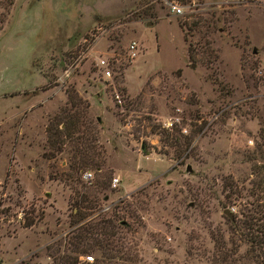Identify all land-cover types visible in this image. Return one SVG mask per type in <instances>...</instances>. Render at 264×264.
Returning a JSON list of instances; mask_svg holds the SVG:
<instances>
[{"label": "rangeland", "instance_id": "374dc122", "mask_svg": "<svg viewBox=\"0 0 264 264\" xmlns=\"http://www.w3.org/2000/svg\"><path fill=\"white\" fill-rule=\"evenodd\" d=\"M175 1L180 15L162 0L119 10L103 3L95 26L80 30L88 14L73 0H15L0 30V117L17 113L20 102L4 95L39 85L41 75L46 97L20 113L13 152H0L2 264H208L210 232L229 237L224 211L239 219L250 212L252 184L264 170V2ZM97 27L86 57L67 70ZM130 41L134 58L126 54ZM99 59L108 61L109 79L96 71ZM68 90L88 103L95 144L104 150L100 170L86 167L88 182L65 180L68 145L58 152L46 142L49 120L68 107ZM173 117L179 123L167 125ZM12 132L0 126V141ZM101 173L119 178L95 195L99 212L115 211L110 239L121 251L71 253V229L98 214L69 226L74 201L91 197ZM65 255L76 259L65 263Z\"/></svg>", "mask_w": 264, "mask_h": 264}, {"label": "trees", "instance_id": "16d2710c", "mask_svg": "<svg viewBox=\"0 0 264 264\" xmlns=\"http://www.w3.org/2000/svg\"><path fill=\"white\" fill-rule=\"evenodd\" d=\"M14 2L15 0H0V30ZM188 55L190 58L191 55ZM66 96L68 107L59 108L58 114L49 120L45 128L46 142L58 152L61 145L64 143L68 145L66 152L69 172L65 174V180H77L81 173L86 171V167L94 171L101 169L104 164V150L95 144L96 132L86 117L88 103L79 98L73 90L66 91ZM45 156L51 159L54 154L48 152ZM98 176L93 183L91 197L82 194L78 201H74L76 218L70 219L69 226L78 223L93 209L98 211V214L92 222L71 229L66 244V250L71 253L86 254L97 249L104 256L108 250H114L116 253L121 251V248L110 239L116 225L115 211L110 212L108 216L104 212H99L100 206L97 207L99 199L95 195V192L109 187L110 178L104 173ZM252 188L255 191L253 194L256 197L255 203L251 204L250 212L245 214L244 218L239 219L228 210L232 214V217L228 218L229 237L225 240L220 233L210 232L213 251L208 257V264H264V170L253 182ZM103 197L104 195L102 199ZM86 210L89 213L86 214ZM241 245L244 246L242 252L239 251ZM63 258L65 263H73L76 256L65 255ZM97 262L99 261L96 258L93 264H98Z\"/></svg>", "mask_w": 264, "mask_h": 264}, {"label": "crops", "instance_id": "0c3cea01", "mask_svg": "<svg viewBox=\"0 0 264 264\" xmlns=\"http://www.w3.org/2000/svg\"><path fill=\"white\" fill-rule=\"evenodd\" d=\"M76 7H78V11L79 12H86L88 14V20L86 22H84V24L82 25H76L75 28L82 30L83 28H86L87 26L91 27L94 25L95 21H93L94 16H96L95 14H101V6L103 3H111L113 5H117L118 10L120 9L121 6H129L131 5V2L133 0H73ZM194 1V0H191ZM198 1V0H197ZM226 0H201V4L202 5H210V4H220L223 3ZM242 1V0H240ZM264 2V0H244V2ZM17 2V0H16ZM64 21L68 22V19L65 18ZM86 24V25H85ZM86 26V27H85ZM70 29L73 28V26L69 27ZM67 39V38H66ZM41 75V74H40ZM40 77H42V81L39 83V85L37 86H33V87H29L27 89H23L21 91L12 93V94H5L4 96H12V95H17L18 97H20V102L18 105H16V109H17V113H15L14 115H10V116H6L3 114L2 117H0V126H7V128L12 129V134L11 135H6L4 137H2L0 144H2L3 146H0V152L4 153L5 156V152L4 151H12L14 150V147L16 145L15 141H11L10 144V138L13 139L15 137V135H20V127H21V122H22V118L20 117V113L23 112L25 109H29L31 107H33L34 105L40 103L45 97L46 94L44 91L40 90V88L38 86H41L45 83V78L43 75H41ZM16 131V132H15ZM3 134L0 133V136H2ZM3 142V143H2ZM7 149V150H6ZM2 150V151H1ZM1 261L3 260L2 258H0ZM2 264V263H1Z\"/></svg>", "mask_w": 264, "mask_h": 264}, {"label": "built area", "instance_id": "2783aa9c", "mask_svg": "<svg viewBox=\"0 0 264 264\" xmlns=\"http://www.w3.org/2000/svg\"><path fill=\"white\" fill-rule=\"evenodd\" d=\"M162 2L168 8L169 13H171L172 15H180L183 11V6L179 4L178 2H176L175 0H162ZM191 5H192V2H191ZM93 26H95V24ZM98 33H99V28L97 27L95 30V33L90 34L91 38L89 40H86L85 38L83 39V42H86L87 45L83 47L82 49H80L78 53H76V55L72 58V62L68 66L67 70H70L71 68L77 66L78 63L86 57V54L89 49L88 46L90 45V41L95 39ZM137 50H138L137 44L135 43V41H130L126 46V54L129 58H134L137 54ZM94 65H95L96 71L103 78L109 79L111 77L110 66L106 59H99L97 62H95ZM113 100H114V104L119 105V106L122 105L123 100H122L121 95L118 92H113ZM176 123H179V117H173L172 119L168 121L167 125H172ZM80 178L83 182H88L92 178V173L90 171H84L81 173ZM118 184H119L118 177L113 176L110 178V182H109L110 189L116 188ZM103 209H106L105 206L102 208V210ZM82 259L85 262L92 261V257L90 255H86Z\"/></svg>", "mask_w": 264, "mask_h": 264}, {"label": "water", "instance_id": "95a60500", "mask_svg": "<svg viewBox=\"0 0 264 264\" xmlns=\"http://www.w3.org/2000/svg\"><path fill=\"white\" fill-rule=\"evenodd\" d=\"M253 52H254V49H253ZM187 169H189V168L187 167ZM224 213H225V215H226L228 218H231V217H232V214H231L228 210H225Z\"/></svg>", "mask_w": 264, "mask_h": 264}]
</instances>
